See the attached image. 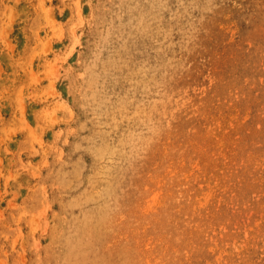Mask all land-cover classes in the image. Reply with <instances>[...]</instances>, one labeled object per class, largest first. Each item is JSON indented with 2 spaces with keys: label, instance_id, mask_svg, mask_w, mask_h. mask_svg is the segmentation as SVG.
I'll use <instances>...</instances> for the list:
<instances>
[{
  "label": "rangeland",
  "instance_id": "rangeland-1",
  "mask_svg": "<svg viewBox=\"0 0 264 264\" xmlns=\"http://www.w3.org/2000/svg\"><path fill=\"white\" fill-rule=\"evenodd\" d=\"M0 264H264V0H0Z\"/></svg>",
  "mask_w": 264,
  "mask_h": 264
}]
</instances>
